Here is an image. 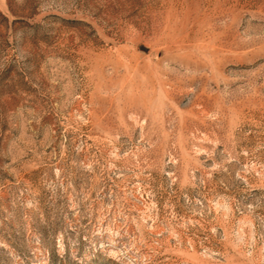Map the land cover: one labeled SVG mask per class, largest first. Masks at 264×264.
Returning a JSON list of instances; mask_svg holds the SVG:
<instances>
[{"label":"rangeland","instance_id":"rangeland-1","mask_svg":"<svg viewBox=\"0 0 264 264\" xmlns=\"http://www.w3.org/2000/svg\"><path fill=\"white\" fill-rule=\"evenodd\" d=\"M0 264H264V0H0Z\"/></svg>","mask_w":264,"mask_h":264}]
</instances>
